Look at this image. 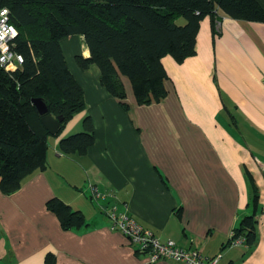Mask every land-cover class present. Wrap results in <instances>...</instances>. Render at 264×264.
Returning a JSON list of instances; mask_svg holds the SVG:
<instances>
[{"label":"crops","instance_id":"0c3cea01","mask_svg":"<svg viewBox=\"0 0 264 264\" xmlns=\"http://www.w3.org/2000/svg\"><path fill=\"white\" fill-rule=\"evenodd\" d=\"M264 8V0H259ZM66 61L83 88L85 108L59 135L48 137V166L12 194L0 189V264H176L150 262L128 237L109 228L105 209L116 201L162 240L197 247L218 264H264V21L208 15L201 20L196 54L178 63L163 57L168 93L139 103L131 81L123 106L101 83L100 68L82 69L90 56L83 36L61 41ZM84 151H64L60 139L85 130ZM85 127V128H84ZM259 189L258 236L222 249L251 214ZM91 183L104 195L97 204ZM58 197L81 210L87 224L64 230L47 202Z\"/></svg>","mask_w":264,"mask_h":264},{"label":"trees","instance_id":"16d2710c","mask_svg":"<svg viewBox=\"0 0 264 264\" xmlns=\"http://www.w3.org/2000/svg\"><path fill=\"white\" fill-rule=\"evenodd\" d=\"M17 27L16 50L24 57L14 72L0 67V189L5 194L19 190L29 176L47 167L48 137L33 99L43 98L53 115L63 116L59 135L76 111L85 108V94L64 56L61 41L83 36L90 56H75L82 69L92 64L101 70L100 80L123 106L126 90L121 77L132 83L139 103L159 101L168 90L163 57L178 63L196 54L201 20L226 16L264 21L259 0H0ZM184 17L186 22H177ZM90 116L87 128L60 139L69 153L84 152L94 141ZM85 128V127H84ZM254 191L249 204L253 211L233 229L222 249L241 238L252 247L258 236L262 212L258 186L246 170ZM64 230L87 224L85 214L64 200L47 202ZM194 249H198L194 247ZM207 256L218 260L219 253ZM55 256L48 259L54 264Z\"/></svg>","mask_w":264,"mask_h":264},{"label":"built area","instance_id":"2783aa9c","mask_svg":"<svg viewBox=\"0 0 264 264\" xmlns=\"http://www.w3.org/2000/svg\"><path fill=\"white\" fill-rule=\"evenodd\" d=\"M4 9L8 11L6 15H0V67L14 72L22 66L24 57L16 50V37L19 31L11 22L7 7L0 8V13ZM91 189L93 200L100 205L99 199L104 194L99 191L96 184H91ZM105 212L109 219V228L128 237L137 249L147 254L150 262L165 258L175 261L176 264H218L217 259L209 260L199 249L185 248L173 239L163 241L154 231L141 225L127 209L118 210L115 200ZM230 236H233V230ZM239 244H243L241 238L236 239L230 246Z\"/></svg>","mask_w":264,"mask_h":264},{"label":"water","instance_id":"95a60500","mask_svg":"<svg viewBox=\"0 0 264 264\" xmlns=\"http://www.w3.org/2000/svg\"><path fill=\"white\" fill-rule=\"evenodd\" d=\"M33 103L35 104L38 112L42 115V122L45 127L48 129L51 135L57 134L61 127V122L64 120L63 116H58L57 118H53V116L49 113V108L47 106L46 101L37 97L33 99Z\"/></svg>","mask_w":264,"mask_h":264},{"label":"rangeland","instance_id":"374dc122","mask_svg":"<svg viewBox=\"0 0 264 264\" xmlns=\"http://www.w3.org/2000/svg\"><path fill=\"white\" fill-rule=\"evenodd\" d=\"M177 22L178 23H180V24H184L185 22H186V19L184 18V17H179L178 19H177ZM50 113V112H49ZM40 114V113H39ZM51 114V113H50ZM41 115V114H40ZM52 116H53V118H57V116L56 115H53V114H51ZM41 118H42V115H41ZM41 122H42V120H41ZM42 124H43V122H42ZM44 125V124H43ZM44 127H45V125H44ZM46 128V127H45ZM47 129V128H46ZM48 130V129H47ZM47 166H48V163H47ZM47 168V167H46ZM45 168V169H46ZM44 169V170H45ZM91 184H95V183H91ZM91 184H90V187H91ZM169 239H167V240H163V241H168Z\"/></svg>","mask_w":264,"mask_h":264},{"label":"clouds","instance_id":"9594fccd","mask_svg":"<svg viewBox=\"0 0 264 264\" xmlns=\"http://www.w3.org/2000/svg\"><path fill=\"white\" fill-rule=\"evenodd\" d=\"M7 11H8L7 9H4V11L0 13V15H6ZM12 31H14V29Z\"/></svg>","mask_w":264,"mask_h":264}]
</instances>
